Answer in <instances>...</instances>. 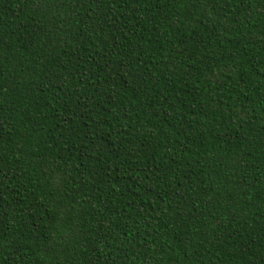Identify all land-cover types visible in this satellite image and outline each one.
Masks as SVG:
<instances>
[{
  "label": "trees",
  "instance_id": "16d2710c",
  "mask_svg": "<svg viewBox=\"0 0 264 264\" xmlns=\"http://www.w3.org/2000/svg\"><path fill=\"white\" fill-rule=\"evenodd\" d=\"M0 264H264V0H0Z\"/></svg>",
  "mask_w": 264,
  "mask_h": 264
}]
</instances>
